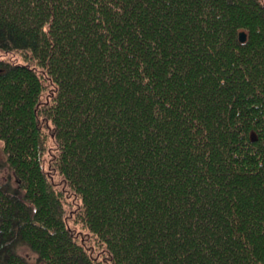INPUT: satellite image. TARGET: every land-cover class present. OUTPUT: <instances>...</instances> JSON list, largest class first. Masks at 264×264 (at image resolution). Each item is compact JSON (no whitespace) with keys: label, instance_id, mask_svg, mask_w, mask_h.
<instances>
[{"label":"trees","instance_id":"obj_1","mask_svg":"<svg viewBox=\"0 0 264 264\" xmlns=\"http://www.w3.org/2000/svg\"><path fill=\"white\" fill-rule=\"evenodd\" d=\"M0 50V264H264V0H0Z\"/></svg>","mask_w":264,"mask_h":264},{"label":"rangeland","instance_id":"obj_2","mask_svg":"<svg viewBox=\"0 0 264 264\" xmlns=\"http://www.w3.org/2000/svg\"><path fill=\"white\" fill-rule=\"evenodd\" d=\"M0 59H5V60L9 59V60H15L16 61V57L15 56H12L9 53H4L1 50H0ZM1 145H2V142L0 141V147H1ZM5 159L6 158H4V155H3L2 151L0 150V185L1 184H6V183L11 181V184L14 186L15 185L14 184V178L12 177V173L10 172V169H8V167H7L6 163H5ZM47 160H49L48 155H47ZM47 160H46V162H47ZM53 177H54L55 181L57 182V184L60 186L61 185V183H60L61 177L59 175H57V174L54 175ZM73 202L75 203V200H73ZM76 208H77L76 206H72V204L69 205L67 203L66 207H65V209L67 210V215L71 217L72 213L76 210ZM68 220H69V222H68L69 226L71 228H74L75 231H77V232L80 231L83 234L85 232L86 234H88V231L85 230L81 226V224L77 225V224L74 223V220H72V217L69 218ZM17 251L24 258L26 257V259L29 261L30 264H42V262L39 261L38 254H35L34 252H32L28 247L21 246V247L18 248Z\"/></svg>","mask_w":264,"mask_h":264},{"label":"water","instance_id":"obj_3","mask_svg":"<svg viewBox=\"0 0 264 264\" xmlns=\"http://www.w3.org/2000/svg\"><path fill=\"white\" fill-rule=\"evenodd\" d=\"M246 38H247L246 32L245 31L241 32L239 35V39L241 40V42H245L247 40Z\"/></svg>","mask_w":264,"mask_h":264}]
</instances>
